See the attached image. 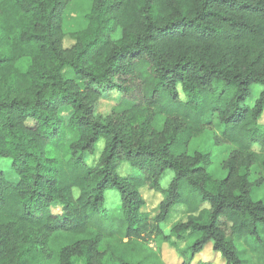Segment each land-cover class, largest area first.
<instances>
[{
    "label": "trees",
    "instance_id": "16d2710c",
    "mask_svg": "<svg viewBox=\"0 0 264 264\" xmlns=\"http://www.w3.org/2000/svg\"><path fill=\"white\" fill-rule=\"evenodd\" d=\"M73 1L0 0V161L16 177L0 168V264H165L150 242L243 264L235 241L264 228V0H91L67 32ZM214 120L220 179L190 151ZM176 206L186 221L165 233Z\"/></svg>",
    "mask_w": 264,
    "mask_h": 264
},
{
    "label": "rangeland",
    "instance_id": "374dc122",
    "mask_svg": "<svg viewBox=\"0 0 264 264\" xmlns=\"http://www.w3.org/2000/svg\"><path fill=\"white\" fill-rule=\"evenodd\" d=\"M91 9V0H74L71 3L64 16V25L67 32L70 31H77L80 29L85 23V15ZM72 41L69 38H66L63 42L64 47H69L72 45ZM253 90V91H252ZM251 90L252 97L248 101V105H252L254 100L257 98L261 88L259 86H254ZM114 96L115 94H110ZM114 106V101L111 100V97L101 99L96 107V114L101 116H106L110 113L111 107ZM63 116H67V112L63 113ZM215 128L208 133H204L199 138L195 139V142L191 145L190 151H200L203 153H210L212 165L209 168V173L214 179L223 178L226 174L224 169V161L228 157L229 150L225 146H214L212 135L219 133L220 127L217 122L214 120ZM260 123H264V115L261 118ZM101 143L96 147V153L94 155L86 154L85 159L88 164H93L97 161L98 155L101 150ZM9 161L8 160H1L0 161V168L3 169L6 177L8 179H16L12 174L11 170L9 169ZM173 174L171 172H167L161 178L159 185L160 188L166 189L169 183L171 182ZM257 179V171L253 169L251 174V181ZM250 192L253 200L257 201L260 200L264 202V185L261 187H257L254 183L250 187ZM109 199L114 198L111 193H108ZM143 198L145 200V211L154 215L156 211V207L162 199L161 194L156 193L152 189L145 188L143 190ZM206 207V205L204 206ZM185 209L182 206L174 207L171 212L170 216L167 220L166 227L163 228L165 233H168V229L175 223L186 221L185 216ZM259 239L255 238H245L242 240L237 239L235 242L238 256L243 264H261L264 262V228H259ZM149 246L154 251H158L160 253L161 259L165 264H181L182 259L173 248H171L167 244H162L160 249H157V246L154 242H150ZM181 249L184 250V245H180ZM82 260L78 262L81 263ZM191 264H223L219 254L214 253L211 250V246L207 245L202 253L195 256L192 260Z\"/></svg>",
    "mask_w": 264,
    "mask_h": 264
}]
</instances>
